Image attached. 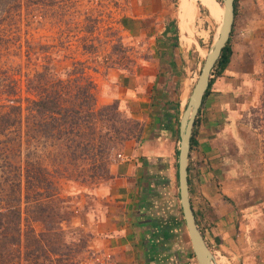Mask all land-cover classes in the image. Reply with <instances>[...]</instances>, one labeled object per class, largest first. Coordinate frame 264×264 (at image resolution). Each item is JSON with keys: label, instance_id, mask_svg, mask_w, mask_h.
<instances>
[{"label": "rangeland", "instance_id": "obj_1", "mask_svg": "<svg viewBox=\"0 0 264 264\" xmlns=\"http://www.w3.org/2000/svg\"><path fill=\"white\" fill-rule=\"evenodd\" d=\"M20 1V9L5 26L9 36L17 37L18 45L1 55L0 65L19 70L17 77L23 90L24 74L40 69L43 64L63 73L79 61L95 85L97 106H117L115 111L102 112L107 115L97 128L102 129L103 135L107 133L102 140L107 151L98 152L97 136L91 137L87 144L85 138L79 139L83 145L69 150L48 142L52 160L40 158L48 165L53 163V187L49 190L53 196L46 212L24 213L22 228L26 231L32 227L35 236L28 240L23 237L21 255L13 263L78 264L90 256L96 234L93 224L103 222L108 214L107 186L113 178L111 169L120 159L118 154L123 153L126 141L142 138L145 128L142 113L145 116L153 113L148 103L133 98L132 90L141 99L151 94L157 96V101H163L157 83L167 86L169 76L183 75L188 88L181 116L219 28L223 4L221 0H213L212 4L196 0L189 5L191 44L184 45L178 18L183 16L189 0H164L153 8L150 4L148 15L139 0ZM234 1L236 14L229 37L233 53L224 72L218 74L217 68H213L210 89L225 93L224 99H229L220 122L221 151L230 162L234 177L249 186L247 203L257 202L261 206L264 203V0ZM27 49L30 56L26 55ZM162 72L168 75L161 74L159 79ZM180 87L179 83L175 87L177 98ZM175 127L176 123L174 132ZM178 145L176 139L164 180H153L157 188H150L148 200L154 214L172 226L169 250L182 253L192 249L179 201ZM33 147L38 155L44 154L41 142H34ZM26 148L24 145L23 153ZM193 185L196 200L198 184L193 182ZM28 215L33 217L27 218ZM259 219V224L253 226L259 236L256 257L264 264V214ZM215 263L224 264L216 258Z\"/></svg>", "mask_w": 264, "mask_h": 264}, {"label": "crops", "instance_id": "obj_2", "mask_svg": "<svg viewBox=\"0 0 264 264\" xmlns=\"http://www.w3.org/2000/svg\"><path fill=\"white\" fill-rule=\"evenodd\" d=\"M139 1L144 4V13L148 15L150 4L153 8L164 0ZM189 1L183 16L178 18L180 39L184 45L190 43L192 16L189 5L196 0ZM164 68L167 71V66ZM161 74L167 72L160 73L159 79ZM169 77L167 86L157 83L163 101H157V96L154 98L151 94L141 99L132 90L133 98L139 99V103H148L149 111L153 113L147 116L142 113L141 118H145L142 138L140 141H126L121 153L124 159H118L113 165V178L107 186L108 214L103 222L93 224L96 234L91 250L112 248L118 264H192L193 261L190 251L169 250L172 226L154 214L148 200L150 188H157L153 180H164L178 139V117L187 99L188 84L183 75ZM178 83L181 87L177 98L175 87ZM225 95L210 89L195 119V143L190 148L188 172L190 187L197 182L199 194H196V200L193 193L190 196L198 227L216 260L224 264H260L256 257L258 235L253 226L259 224V217L264 214V203L261 206L257 202L247 203L249 186L234 177L233 168L221 151L223 127L220 122L229 103L228 98L224 99Z\"/></svg>", "mask_w": 264, "mask_h": 264}, {"label": "trees", "instance_id": "obj_3", "mask_svg": "<svg viewBox=\"0 0 264 264\" xmlns=\"http://www.w3.org/2000/svg\"><path fill=\"white\" fill-rule=\"evenodd\" d=\"M20 7V0H0V57L10 47L18 45L17 37L9 36L5 26L14 19V12ZM234 10L236 14V1ZM177 32L176 28V38ZM26 53L30 56V50ZM232 53L229 38L215 65L218 74L226 70ZM24 75L25 90L17 77L19 70L0 65V264L16 262L21 255L23 237L28 240L35 236L32 227L26 231L22 228L26 219L24 213L46 212L53 196L49 193L53 187V163L48 165L40 158L52 160V154L47 150L48 142L69 150L82 144L79 139L85 138L87 144L91 137L97 136L98 152L107 151L103 148L105 141L102 142L107 133L103 135L102 129L97 128L99 121L107 115L102 112L117 110L115 104L97 106L95 85L87 77L82 62H73L63 73L43 64L40 69ZM212 81L210 79L204 97L210 91ZM34 142H41L42 156L33 147ZM194 143L192 132L191 147ZM24 145L27 148L23 153ZM60 149L55 153L58 154ZM176 152L178 154V150ZM190 183L189 179L190 194H194Z\"/></svg>", "mask_w": 264, "mask_h": 264}, {"label": "water", "instance_id": "obj_4", "mask_svg": "<svg viewBox=\"0 0 264 264\" xmlns=\"http://www.w3.org/2000/svg\"><path fill=\"white\" fill-rule=\"evenodd\" d=\"M223 4L222 20L219 24L218 37L213 41L204 58L199 76L192 88L186 107L179 118L177 181L182 216L187 230L192 253L198 264H216L215 257L201 233L191 203L189 188V153L195 119L199 113L204 94L209 86L210 75L221 51L232 31L235 10L234 0H221Z\"/></svg>", "mask_w": 264, "mask_h": 264}, {"label": "built area", "instance_id": "obj_5", "mask_svg": "<svg viewBox=\"0 0 264 264\" xmlns=\"http://www.w3.org/2000/svg\"><path fill=\"white\" fill-rule=\"evenodd\" d=\"M210 76L213 75L211 74ZM118 157L120 159H124L122 154H118ZM117 262L115 252L112 248L107 247L106 249L91 250L90 256L78 264H118ZM191 263L198 264L195 257H193V261Z\"/></svg>", "mask_w": 264, "mask_h": 264}, {"label": "bare ground", "instance_id": "obj_6", "mask_svg": "<svg viewBox=\"0 0 264 264\" xmlns=\"http://www.w3.org/2000/svg\"><path fill=\"white\" fill-rule=\"evenodd\" d=\"M222 13H223V7H222ZM219 24H220V22H219ZM218 28V27H217ZM217 30V33H216V35H215V37H214V40L218 37V34H219V28L218 29H216Z\"/></svg>", "mask_w": 264, "mask_h": 264}]
</instances>
